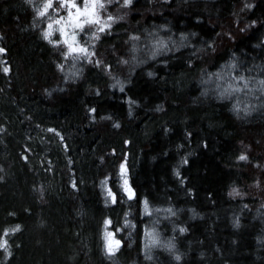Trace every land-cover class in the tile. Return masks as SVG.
<instances>
[{
	"label": "trees",
	"instance_id": "1",
	"mask_svg": "<svg viewBox=\"0 0 264 264\" xmlns=\"http://www.w3.org/2000/svg\"><path fill=\"white\" fill-rule=\"evenodd\" d=\"M117 1L74 69L0 0V264H264V0Z\"/></svg>",
	"mask_w": 264,
	"mask_h": 264
},
{
	"label": "rangeland",
	"instance_id": "2",
	"mask_svg": "<svg viewBox=\"0 0 264 264\" xmlns=\"http://www.w3.org/2000/svg\"><path fill=\"white\" fill-rule=\"evenodd\" d=\"M99 3H103L104 8H100ZM62 4L63 6H61ZM71 4H75V7H71ZM118 4L119 3L117 0H111V2H109V0H51V6H55L51 24H53V26H57L60 29V34L63 40L67 41L66 45L68 47L71 45V47L74 49V51L71 52L74 69L82 61L89 57V51L85 46H83L78 34L84 32L88 37L90 33L87 32L86 29L103 30L125 17L126 9L120 6L117 7ZM85 5H87V8H85ZM77 9H80V11L78 12ZM109 17H111V19H109ZM86 20L96 22L86 23ZM57 21H59V23H57ZM81 28L83 30H81ZM81 48L85 49L86 51L81 52ZM237 93L240 94L243 92L241 89H239ZM122 165L123 170L121 167ZM122 165L120 166L119 172L121 190L125 196H127V198L134 199L136 197V191L131 186L127 167L125 164ZM125 181L127 183H125ZM104 190L107 198L109 200H113L114 193L111 191L107 183L104 185ZM132 191H134V194ZM117 241L119 242L118 244L116 243ZM105 243L106 251L109 254L114 253L118 247L123 245L122 240L118 238L115 232L110 229H107L106 231ZM109 246L112 248L111 252L109 251Z\"/></svg>",
	"mask_w": 264,
	"mask_h": 264
},
{
	"label": "snow or ice",
	"instance_id": "3",
	"mask_svg": "<svg viewBox=\"0 0 264 264\" xmlns=\"http://www.w3.org/2000/svg\"><path fill=\"white\" fill-rule=\"evenodd\" d=\"M109 2H111V0H109ZM130 3H131V0H124V4H125V5H128V4H130ZM50 6H51V0H48V3L45 4V6H44L45 10H44V11H39V12H38V15L41 16V17L44 16L45 13H46L47 8L50 7ZM61 6H63V4H62ZM70 6H71V7H75V4H71ZM99 7H100V8H104V4H103V3H99ZM85 8H87V5H85ZM77 11L79 12L80 9H77ZM109 19H111V17H109ZM85 22H86V23H95L96 21H87V20H86ZM57 23H59V21H57ZM77 26H80V25H77ZM49 28H51V25H49ZM81 30H83V29L81 28ZM49 35H50V33L45 32V33H44V38L47 39V38L49 37ZM65 43H67V41H65ZM2 51H3V49H0V52H2ZM72 51H74V49L71 47V45H69V53H66V55L70 54ZM80 51H81V52H85L86 50L83 49V48H81ZM233 67H234V66H233ZM4 71L7 72L8 69L5 68ZM239 79H240V80H244V77L241 76V77H239ZM260 83H261L262 85H264V81H260ZM244 87H247V82H245ZM225 91H227V89H226ZM233 91H239V89H233ZM240 159L243 160V159H246V157H245V156H241ZM121 167H122V170H123V165H122ZM125 183H127V182L125 181ZM147 207H148L147 202H145V210H146V211H147ZM168 211H171V209H169ZM106 223H108V222H106ZM18 230H19V226H17V228L14 229L13 231H18ZM181 231H184V230L181 229ZM4 235H5V236L8 235L7 231H5ZM154 242H155V241H154ZM116 243L118 244L119 242L117 241ZM6 245H7V241H6V240H3L2 242H0V247L5 248V250H7V249H6ZM109 251H110V252L112 251L111 246H109ZM177 259H179V257H177Z\"/></svg>",
	"mask_w": 264,
	"mask_h": 264
},
{
	"label": "water",
	"instance_id": "4",
	"mask_svg": "<svg viewBox=\"0 0 264 264\" xmlns=\"http://www.w3.org/2000/svg\"><path fill=\"white\" fill-rule=\"evenodd\" d=\"M133 192V194H134V191H132Z\"/></svg>",
	"mask_w": 264,
	"mask_h": 264
}]
</instances>
